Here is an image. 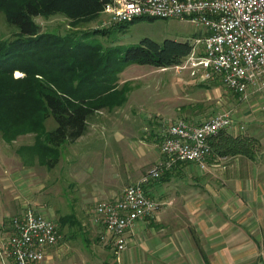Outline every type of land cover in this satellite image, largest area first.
Segmentation results:
<instances>
[{"label":"crops","instance_id":"1","mask_svg":"<svg viewBox=\"0 0 264 264\" xmlns=\"http://www.w3.org/2000/svg\"><path fill=\"white\" fill-rule=\"evenodd\" d=\"M203 33L202 27L194 37ZM232 91L240 98L248 96ZM126 103L127 95L120 104L93 109L85 130L68 142L70 195L80 206L85 238L93 243L90 253L79 243H70L68 254L61 249L64 239L59 238L44 247L40 264H264V124H252L250 110L241 116L228 110L213 111H227L230 122L211 141L224 149L229 144L225 136L241 138L242 152L218 154L211 148L204 168L192 161H175L159 177L150 178L143 187L158 202L157 208L134 220L125 230L124 248L113 251L111 235L94 219L93 206L99 199L118 197L126 184L161 157L159 142L165 131L158 112L148 114L154 118L155 132L133 135L128 124L114 127L120 117L135 114ZM21 161L7 169L2 182L3 187L13 189L14 197V189L20 188L22 197L15 202V212L31 207L26 199L31 188L24 184L29 180L22 175L32 167ZM6 226L0 221V232ZM4 238L0 236V241ZM3 260L9 264V258Z\"/></svg>","mask_w":264,"mask_h":264},{"label":"trees","instance_id":"2","mask_svg":"<svg viewBox=\"0 0 264 264\" xmlns=\"http://www.w3.org/2000/svg\"><path fill=\"white\" fill-rule=\"evenodd\" d=\"M107 1L0 0L5 21L17 28L15 35L0 39V135L10 141L16 134L33 131V142L26 153H34L45 166L58 161L61 143L74 140L85 130L86 118L93 109L120 104L125 99L126 89L118 85L113 71L128 61L159 67L174 65L191 48L188 41L166 38L157 43L142 37L120 53L116 47L103 49L94 43L70 41V35L39 30L34 20L37 15L57 12L67 17L69 24L89 21ZM139 18L154 17L137 16L97 26L89 32L121 31ZM115 61L117 65L112 66ZM14 70L22 75L13 77ZM199 85L207 86V83ZM48 116L55 122L51 128L45 127ZM219 132L220 129L216 134ZM211 138L210 149L218 154L242 152L241 138L225 136L229 144L224 149ZM59 219L62 223L71 218L63 215Z\"/></svg>","mask_w":264,"mask_h":264},{"label":"rangeland","instance_id":"3","mask_svg":"<svg viewBox=\"0 0 264 264\" xmlns=\"http://www.w3.org/2000/svg\"><path fill=\"white\" fill-rule=\"evenodd\" d=\"M107 17V13L101 11L89 21L69 24L71 22L67 17L56 12L46 16L37 15L34 20L39 24V30L42 29L58 36L70 35V41L94 43L103 49L116 47L118 50L120 49V53H123L127 46L137 43L142 37H147L157 43H161L166 38L192 42L194 36L202 28L197 23L187 19L154 17L152 19H136L121 31L111 29V31L103 34L89 32L91 28L106 25L101 22L105 21ZM16 31V26L6 22L0 11V39L15 35ZM116 62L118 61L112 63V66L117 65ZM195 70L197 71L193 74L189 68H182L176 72L173 65L159 67L136 61L124 63L113 72L118 85H123L122 87L126 89L127 105L125 107L130 106L135 114L126 119L120 117L113 126L119 127L128 124L133 135L135 133L145 135L150 130L155 132V127L151 126L154 118H150L148 115L153 112L160 114L157 117L160 121L159 124L165 126L168 122L178 118L189 122H198L215 110H228L234 116H241L242 112L250 110L249 113L253 119L252 124L256 126L264 124L263 87L249 88L245 94L248 96L240 98L230 88L226 87L217 75H211L200 80L198 75L201 68ZM15 71L18 70L13 71V77L22 75L21 71L17 73ZM200 82H206L207 86L199 85ZM252 110L256 111L252 112ZM148 118L151 119L149 123ZM54 125V120L48 116L45 119V127L51 128ZM109 127L110 125L107 126L106 131L108 136L111 131ZM33 136V131H27L16 134L12 138H18L15 141H11L12 139L6 141L0 135V221L3 220L5 226H9L11 215L17 213L14 211V207L15 202H18L22 197L21 193L18 192L20 188L17 186L14 189L17 191L14 197L15 193H11L13 189L10 186L3 187L2 182L3 178L7 177V171L10 167L14 168L15 162L22 160L23 165L27 163L25 166H29V169L32 167L29 173L22 175V177H26V180H29L24 184L31 188L29 195H27L28 198H26L30 206L39 210L55 223L56 229L61 234L58 241L64 239L61 249L65 248V252L70 254V243H79L82 250L89 254V248L93 243L90 239L85 238L86 233L81 225L80 206L70 195V143H61L58 162L53 166L46 165L44 167L34 153H26L29 150L28 145L33 142ZM7 157L11 158L12 161L10 167ZM29 162L33 163V166H30ZM13 184V186L16 185L15 182ZM36 187L38 188L32 190ZM63 215H69L72 221L70 222L69 219V221L61 223L59 217ZM10 227L11 225L9 228L4 227L5 229L1 230L0 236L3 238L7 236L11 230Z\"/></svg>","mask_w":264,"mask_h":264},{"label":"built area","instance_id":"4","mask_svg":"<svg viewBox=\"0 0 264 264\" xmlns=\"http://www.w3.org/2000/svg\"><path fill=\"white\" fill-rule=\"evenodd\" d=\"M108 17L102 24L129 20L137 16L176 17L204 28L194 37L185 58L174 70L201 68L199 79L217 75L228 88L245 94L247 86L264 88V0H109L102 6ZM193 73V74H194ZM227 111H216L198 122L178 118L165 125L159 142L158 158L135 181L126 184L112 199H99L93 206L94 219L110 233L113 251H121L125 230L138 218L151 215L158 202L144 190V183L175 161H192L205 167L211 151L209 139L228 125ZM11 230L0 241V260L9 264H40L44 247L61 237L55 223L26 206L10 218Z\"/></svg>","mask_w":264,"mask_h":264}]
</instances>
